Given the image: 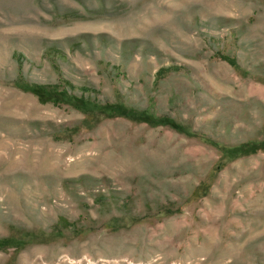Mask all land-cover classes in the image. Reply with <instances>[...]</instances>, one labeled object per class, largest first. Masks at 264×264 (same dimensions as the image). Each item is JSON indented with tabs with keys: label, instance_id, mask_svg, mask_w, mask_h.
<instances>
[{
	"label": "rangeland",
	"instance_id": "obj_1",
	"mask_svg": "<svg viewBox=\"0 0 264 264\" xmlns=\"http://www.w3.org/2000/svg\"><path fill=\"white\" fill-rule=\"evenodd\" d=\"M0 264H264V0H0Z\"/></svg>",
	"mask_w": 264,
	"mask_h": 264
},
{
	"label": "trees",
	"instance_id": "obj_2",
	"mask_svg": "<svg viewBox=\"0 0 264 264\" xmlns=\"http://www.w3.org/2000/svg\"><path fill=\"white\" fill-rule=\"evenodd\" d=\"M36 89V88H35ZM38 92H40L42 89L40 87H37ZM106 109L114 114H128V110L121 108L120 106H113V105H106Z\"/></svg>",
	"mask_w": 264,
	"mask_h": 264
}]
</instances>
